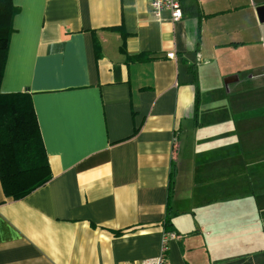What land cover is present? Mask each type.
Here are the masks:
<instances>
[{
    "label": "crops",
    "instance_id": "crops-1",
    "mask_svg": "<svg viewBox=\"0 0 264 264\" xmlns=\"http://www.w3.org/2000/svg\"><path fill=\"white\" fill-rule=\"evenodd\" d=\"M12 3L0 91L32 95L51 179L19 200L0 182V264L154 258L168 199L169 264H264V24L252 0H181L175 23L147 0Z\"/></svg>",
    "mask_w": 264,
    "mask_h": 264
},
{
    "label": "trees",
    "instance_id": "trees-1",
    "mask_svg": "<svg viewBox=\"0 0 264 264\" xmlns=\"http://www.w3.org/2000/svg\"><path fill=\"white\" fill-rule=\"evenodd\" d=\"M18 9L12 0H0V86L4 75L13 30V19ZM99 42L94 41L96 56ZM148 60L143 54L127 57L128 62ZM193 71V67H190ZM199 96L196 94L194 120L197 119ZM173 171L171 172V176ZM51 179L46 151L32 103L27 92L0 91V182L4 196L19 200L43 186ZM171 182V180H170ZM164 232H172L169 199L163 223Z\"/></svg>",
    "mask_w": 264,
    "mask_h": 264
},
{
    "label": "built area",
    "instance_id": "built-area-1",
    "mask_svg": "<svg viewBox=\"0 0 264 264\" xmlns=\"http://www.w3.org/2000/svg\"><path fill=\"white\" fill-rule=\"evenodd\" d=\"M151 15L160 20L164 15H168L171 22H179L183 17L181 0H147ZM169 59H174V53L166 54ZM174 143L176 141L174 140ZM179 237L173 232H164L159 254L151 259H145L138 262H130L123 264H169L168 261V245L171 241L177 240Z\"/></svg>",
    "mask_w": 264,
    "mask_h": 264
},
{
    "label": "water",
    "instance_id": "water-1",
    "mask_svg": "<svg viewBox=\"0 0 264 264\" xmlns=\"http://www.w3.org/2000/svg\"><path fill=\"white\" fill-rule=\"evenodd\" d=\"M252 2L254 3V5H256L255 12H256L258 22L260 24H264V0H252ZM235 81H237L236 76L226 77L223 80L226 87L234 83Z\"/></svg>",
    "mask_w": 264,
    "mask_h": 264
}]
</instances>
